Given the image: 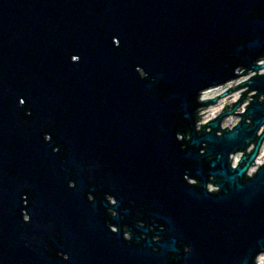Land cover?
Returning <instances> with one entry per match:
<instances>
[{"label": "water", "instance_id": "1", "mask_svg": "<svg viewBox=\"0 0 264 264\" xmlns=\"http://www.w3.org/2000/svg\"><path fill=\"white\" fill-rule=\"evenodd\" d=\"M263 58L264 0H0V264H38L44 213L96 210L88 190L144 225L83 264H257ZM240 87L254 93L232 128L222 120L244 97L197 124Z\"/></svg>", "mask_w": 264, "mask_h": 264}, {"label": "flooded vegetation", "instance_id": "2", "mask_svg": "<svg viewBox=\"0 0 264 264\" xmlns=\"http://www.w3.org/2000/svg\"><path fill=\"white\" fill-rule=\"evenodd\" d=\"M249 92L245 91L242 93L241 97H244V101L248 98ZM264 96L261 95L260 99H263ZM237 99V100H236ZM238 98L227 100L221 99L216 104H214V108L219 110V114L231 110L234 107V104L238 101ZM242 111L239 108L231 115L225 116L222 120V128L230 127L232 128L239 120L240 116L237 113H241ZM218 114V115H219ZM229 119V120H228ZM262 128L260 130V133ZM220 133V132H218ZM48 139L50 135H47ZM264 144V142H263ZM263 144L261 148L263 147ZM262 153V149H260L259 155L256 160H259V156ZM233 162L237 161L241 157V152H238L234 155ZM234 164V163H233ZM238 164V163H237ZM236 164V165H237ZM191 182H196L191 179ZM214 182H217V179L212 177L210 183L208 184V189L211 191L217 190V186H213ZM70 186H74V182L70 181ZM22 206L21 214L23 220H30V213L25 208L28 205L29 199V189H24L22 191ZM103 193L97 192V197L94 192L88 190L86 196L88 201H93L94 198H98V208L96 210L77 212V214H73L69 211L64 212H50L43 216H51L54 218L52 224H48L49 230L46 234H39V247H42V251L39 254L38 264H69V262L73 263H88V262H97L103 260H111V258H103L104 249L101 252V248L106 240V242H110L113 246L109 248H115L119 246V243L122 239V242H128L131 240V230L129 227H133L134 224H138L139 226H143L144 222L135 221L131 217L135 216V213L126 215L125 219H120V212L118 210L109 208L103 209L100 204V198H102ZM109 198L111 203H115V199L112 197ZM140 216L142 214L140 213ZM75 217V218H72ZM75 224H72V222ZM123 229L122 238L118 236V230ZM154 227H152L151 220L148 226V230L152 231ZM142 237H146L145 234H141ZM154 239H158V237H153ZM115 239V241H113ZM44 241V242H43ZM119 241V242H118ZM118 242V243H117ZM116 243V244H115ZM108 248V249H109ZM115 250V249H114ZM117 263H119V259L112 258Z\"/></svg>", "mask_w": 264, "mask_h": 264}, {"label": "built area", "instance_id": "3", "mask_svg": "<svg viewBox=\"0 0 264 264\" xmlns=\"http://www.w3.org/2000/svg\"><path fill=\"white\" fill-rule=\"evenodd\" d=\"M262 63H264V58L258 62V64H262ZM263 72H264V68L258 71V73H263ZM256 73H257V71L250 70L248 72L247 76L246 75H242L239 78H236L234 80H231V81H229V82H227V83H225L223 85L216 86V88L215 87L209 88V89H207V90H205V91H203L201 93V95H200V101L206 100L208 98H214V97L218 96L219 94L225 92L233 84L237 86L238 83L245 81L247 78L251 77L250 75H254ZM247 88L248 87H240V88H238V89H236L234 91H231L226 96H221L219 98V100H221V99L232 100V99H235V98H238L239 99L241 97L243 91L247 90ZM253 93L254 92H249V94H253ZM249 98L250 99H246L243 102V104L241 105V107H239V110H241L242 112H244L246 110V108H245L246 106L245 105L249 104L250 103V100L252 99V97H249ZM201 108H204V109L199 110L198 115L201 114L200 117L202 118V120L201 121H197V124H199V123H202V124L203 123H207L210 119L215 118L219 114V110H217L216 108H214L213 105H208V106H204V107H201ZM197 128L198 129L201 128V125L197 126ZM253 147H254V145H251L248 148V151H250L251 150L250 148H253ZM241 155H242V153H241ZM238 161H237V163H238ZM255 162L258 163V164H260L258 160H256ZM233 163H234L233 164L234 166L237 164L235 161ZM258 164H254V165H252L249 168V171H248V174L249 175H252L253 171H257L256 169H258V166H259ZM214 187H215V185H214ZM259 257H258V260H257V264H261L262 263V262H260Z\"/></svg>", "mask_w": 264, "mask_h": 264}, {"label": "rangeland", "instance_id": "4", "mask_svg": "<svg viewBox=\"0 0 264 264\" xmlns=\"http://www.w3.org/2000/svg\"><path fill=\"white\" fill-rule=\"evenodd\" d=\"M261 149H262V153L260 154L258 161L262 165V163H264V144H263V147ZM259 259H260V262H263L264 261V254H261Z\"/></svg>", "mask_w": 264, "mask_h": 264}]
</instances>
